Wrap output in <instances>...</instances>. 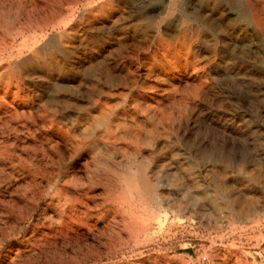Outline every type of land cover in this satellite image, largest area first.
Wrapping results in <instances>:
<instances>
[{"label": "rangeland", "instance_id": "374dc122", "mask_svg": "<svg viewBox=\"0 0 264 264\" xmlns=\"http://www.w3.org/2000/svg\"><path fill=\"white\" fill-rule=\"evenodd\" d=\"M259 1L0 0V264H264Z\"/></svg>", "mask_w": 264, "mask_h": 264}, {"label": "bare ground", "instance_id": "6f19581e", "mask_svg": "<svg viewBox=\"0 0 264 264\" xmlns=\"http://www.w3.org/2000/svg\"><path fill=\"white\" fill-rule=\"evenodd\" d=\"M176 1V0H175ZM183 1V0H182ZM169 3V2H168ZM259 3L261 4V3H263L264 4V0H260L259 1ZM172 4V3H171ZM242 4V3H241ZM244 5H245V3H244ZM176 7V6H175ZM178 8V7H177ZM180 10V9H179ZM166 11V10H165ZM227 11V10H226ZM187 12V11H186ZM247 12H249L250 14H256V12L255 11H253L252 9H249ZM164 13V12H163ZM170 13V12H169ZM215 13V12H214ZM224 14V13H223ZM240 14V13H239ZM236 15V14H235ZM186 15H184V17H185ZM193 16V15H192ZM237 16H238V14H237ZM246 16V15H245ZM248 16H249V14H248ZM165 17V16H164ZM196 17V16H195ZM198 17V16H197ZM232 16H230V18H231ZM179 18V17H178ZM214 18V17H213ZM215 18H217V17H215ZM245 18V17H244ZM243 18V19H244ZM237 19V18H236ZM177 20V19H176ZM183 20H184V18H183ZM188 20V19H187ZM200 20V19H199ZM246 20H248V19H246ZM145 21H147V20H145ZM155 21V20H154ZM153 21V22H154ZM164 22V21H163ZM166 22V21H165ZM184 22V21H183ZM205 22V21H204ZM251 22L253 23V25H254V27L256 28V30H258L259 31V37H260V40H261V42H262V45H263V47H264V19H260V18H256V17H253L252 19H251ZM206 23V22H205ZM183 25V24H182ZM157 26V25H156ZM203 26V25H202ZM205 26V25H204ZM203 26V27H204ZM241 27V26H240ZM226 29V28H225ZM227 30V29H226ZM162 31V30H161ZM213 31V30H212ZM242 31V30H241ZM210 32V31H209ZM239 32V31H238ZM173 36V35H172ZM251 39V38H250ZM244 39H242V41H243ZM208 42V41H207ZM251 42H252V40H251ZM243 43V42H242ZM218 44V43H217ZM201 48V47H200ZM199 48V49H200ZM217 48V47H216ZM256 50V49H255ZM230 60V59H229ZM221 61H223V60H221ZM228 61V60H227ZM201 63V62H200ZM229 63H231L230 61H229ZM256 64V63H255ZM258 66H260V65H258ZM175 67V66H174ZM209 68V67H208ZM224 69V68H223ZM230 69V68H229ZM253 71V70H252ZM227 73V72H226ZM231 75V74H230ZM244 75V74H243ZM229 76V75H228ZM233 79V78H232ZM177 80V79H176ZM180 80V79H179ZM250 91H252V90H250ZM260 91H261V89H260ZM256 92V91H255ZM255 92H253V94L255 95ZM264 95V94H263ZM256 96H257V94H256ZM263 117V116H262ZM64 224H65V222H64ZM63 225V224H62Z\"/></svg>", "mask_w": 264, "mask_h": 264}]
</instances>
